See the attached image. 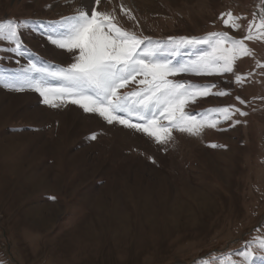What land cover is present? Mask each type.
Instances as JSON below:
<instances>
[{"label":"rangeland","instance_id":"374dc122","mask_svg":"<svg viewBox=\"0 0 264 264\" xmlns=\"http://www.w3.org/2000/svg\"><path fill=\"white\" fill-rule=\"evenodd\" d=\"M78 3L0 0V20L58 19ZM260 6L261 0H102L98 10L114 11L117 25L138 34L227 31L240 38L245 33L225 27L220 14L243 15L246 26ZM21 34L42 59L71 62L42 36ZM247 43L253 56L235 64L236 73H250L242 85L232 74L173 77L230 90L190 104L193 115L224 105L247 115L199 136L173 131L168 145L79 106L52 108L34 91L0 87V264H202L210 256L236 259L246 241L264 235V69L256 66L264 64V41ZM16 59L0 51V63L13 72ZM175 61L188 59L183 53ZM252 264H264V256Z\"/></svg>","mask_w":264,"mask_h":264},{"label":"snow or ice","instance_id":"6c2138e0","mask_svg":"<svg viewBox=\"0 0 264 264\" xmlns=\"http://www.w3.org/2000/svg\"><path fill=\"white\" fill-rule=\"evenodd\" d=\"M70 2L74 0H65L66 5ZM101 2L79 0L71 14L58 19L0 20V44L4 45L0 51L17 57L19 66L12 74L6 68L0 69V87L34 91L43 104L52 108L79 106L109 125L119 124L143 133L159 145H168L173 131L199 136L206 127L217 128L221 121L240 123L234 119L237 113L247 115L235 105L216 106L193 115L187 110L190 104L212 95H230V90L215 83L173 77L186 73L232 74L235 83L242 85L250 73H236L235 64L240 58L253 56L247 42L264 41V0L246 26L240 22L246 19L243 15H234L231 10L220 14L225 27L245 33L240 38L216 31L201 37L169 36L162 40L118 26L114 11L98 10ZM121 10L128 19L135 20L123 5ZM24 30L42 36L51 46L64 51L71 62L57 65L32 53L22 40ZM185 48L197 49L194 58L176 62L175 57ZM5 58L10 60L12 56ZM20 58H25L26 63L21 64ZM256 66L264 69L258 60ZM236 100L247 103L239 96ZM90 138L96 139V134ZM257 255L264 256V235L246 241L236 259L230 254L219 260L210 256L202 264H252Z\"/></svg>","mask_w":264,"mask_h":264}]
</instances>
